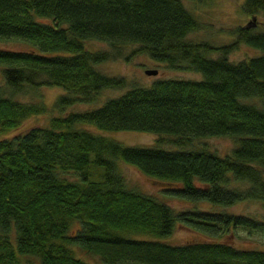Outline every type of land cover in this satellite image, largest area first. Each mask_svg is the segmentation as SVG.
Masks as SVG:
<instances>
[{
	"label": "trees",
	"instance_id": "obj_1",
	"mask_svg": "<svg viewBox=\"0 0 264 264\" xmlns=\"http://www.w3.org/2000/svg\"><path fill=\"white\" fill-rule=\"evenodd\" d=\"M242 8L247 15L264 12V0H244ZM198 28L182 0H0V41L32 47L0 48V130L46 110L17 93L58 86L66 92L56 106L64 108L124 87V77L98 65L128 44L203 77L133 86L96 108L61 113L47 125L0 139V264H20V255L35 256L39 264H88L73 246L104 264H264L259 248L159 238L177 223L219 235L235 227L263 229L264 222L196 206L175 210L129 189L118 170L120 158L174 183L165 190L178 197L223 207L257 200L264 207V29L238 26L235 40L215 46L187 37ZM90 40L106 42L112 53L88 48ZM239 42L260 54L232 61L228 54ZM86 123L159 137L149 146L123 145ZM213 136L234 140L229 154L195 145ZM164 141L174 148H164Z\"/></svg>",
	"mask_w": 264,
	"mask_h": 264
},
{
	"label": "rangeland",
	"instance_id": "obj_2",
	"mask_svg": "<svg viewBox=\"0 0 264 264\" xmlns=\"http://www.w3.org/2000/svg\"><path fill=\"white\" fill-rule=\"evenodd\" d=\"M185 8L196 18L199 28L190 32L187 37L198 42H207L211 45L228 44L235 40L234 29L238 26L250 25L259 29H264V12H258L254 15H247L242 8L244 0H182ZM86 46L92 50H108L112 53L111 47L104 41L90 40L86 41ZM0 48L11 50L32 49L31 46L18 41H0ZM138 44H128L119 48L117 57H113L98 65V69L107 75H116L124 77L125 86L114 89H103L96 95L94 101L74 102L72 105L59 108L56 106L59 95L66 91L58 86H41L37 89H29L23 93H17L15 98L20 101L41 102L46 110L41 113L31 114L26 117L15 128L9 130H0V139L10 137L18 133L25 132L34 125H47L52 116L68 114L69 112L92 109L100 106L107 99L118 97L133 86L148 87L157 79L178 78V79H202V73L185 68H170L164 62L150 58L146 53L138 50ZM206 56L215 57L217 53L206 52ZM260 50L253 48L243 42L230 51L229 59L239 61L248 56L258 55ZM147 69H156L154 75L147 74ZM0 67V84H3ZM83 127L91 129L94 132L107 135L119 141L123 145L149 146L155 143L159 135L152 132L116 130L105 131L98 129L93 124H84ZM166 137V136H164ZM167 138V137H166ZM204 144L219 155L229 154L235 142L229 136H213L200 139L195 145ZM164 148H174L170 143L164 141ZM118 170L125 178L129 189L137 190L142 193L154 195L159 201L170 205L175 210H186L197 207L203 210L224 211L232 214H243L254 217L256 220L264 222V207L257 200H245L236 202L230 206H218L207 201H191L177 195L170 194L165 190L167 187H174V183H169L150 176L142 172L138 167L127 164L120 158L117 160ZM239 187L245 186L239 183ZM79 224L76 223V229ZM74 228V229H75ZM72 233V228H71ZM142 238L152 239L154 236L149 234L138 235ZM171 244H186L203 240L221 241L241 248H259L264 250V228L249 229L235 227L230 231L219 235H210L199 232L182 223H177L171 234L165 237H159ZM76 256L82 258L88 264H104L100 258L89 252L73 246ZM20 264H39L35 256L20 255Z\"/></svg>",
	"mask_w": 264,
	"mask_h": 264
},
{
	"label": "water",
	"instance_id": "obj_3",
	"mask_svg": "<svg viewBox=\"0 0 264 264\" xmlns=\"http://www.w3.org/2000/svg\"><path fill=\"white\" fill-rule=\"evenodd\" d=\"M145 73H147V74H151V75H154V74L157 73V70H156V69H147V70L145 71Z\"/></svg>",
	"mask_w": 264,
	"mask_h": 264
}]
</instances>
